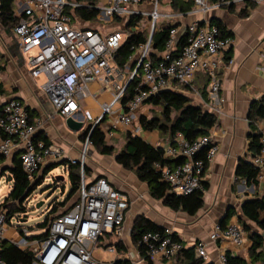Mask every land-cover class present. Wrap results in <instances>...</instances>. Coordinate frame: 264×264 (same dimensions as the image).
Listing matches in <instances>:
<instances>
[{
	"label": "built area",
	"instance_id": "obj_1",
	"mask_svg": "<svg viewBox=\"0 0 264 264\" xmlns=\"http://www.w3.org/2000/svg\"><path fill=\"white\" fill-rule=\"evenodd\" d=\"M189 1L192 7L181 13L171 8L170 1L168 10L161 12L159 0H105L103 5L94 6L98 10V18L103 15L106 21H113L118 17L125 27L123 30L103 32L100 28L82 25L78 18L66 12L67 7L79 6L78 3L68 0H14L19 20L12 31L19 41L29 76L39 83L41 94L51 104L55 114L63 120L69 116L81 120L83 127H99L107 140L115 137L114 131L117 129L136 135L140 126L131 129L136 113L148 97L162 90L190 92L201 98L205 110L216 117L220 113L223 101L220 66L222 62L226 64L223 59L232 40L221 36L219 28L206 18L189 21L184 26L178 25V22L184 16L206 15L212 9L241 0ZM159 16L175 19L173 24L177 26L170 30L164 51L154 61L150 57L153 51L151 37ZM132 17H139L140 20L128 26ZM141 21L147 23L149 36L146 43L140 45L129 58V61L136 60L137 64L134 69L128 63L120 66L116 62V51L129 32L139 30ZM180 27L185 28L183 33L186 37L176 53L179 40L176 42V34ZM199 72L207 76L206 98H202L193 86ZM131 80H135L134 92L122 103L125 88ZM93 82L99 84L101 91L111 93L109 101L99 104L100 112L97 115H92L82 106L83 100L97 96L90 88ZM78 113L82 114V119H79ZM89 119L93 122L86 124ZM43 124L40 118H29L26 105L20 100H9L0 107V157H10L14 152H19L22 168L29 181H33L44 166L65 156V150L59 144H46L41 138H35ZM257 126L261 146L251 161L259 169L258 178H263L264 127ZM213 128L209 134L193 141L187 140L181 132H176L167 144L162 145L165 158H182L181 162L172 166L156 164L161 180L168 184L170 192L186 195L200 188L205 162H212L218 151ZM89 144L87 136L81 156L68 160L72 163L79 160L83 166ZM205 147H208L205 158H196V154ZM130 203L129 198L113 188L105 177L85 178L81 170L77 200L51 218L48 237L41 242L36 241L33 246L32 264H111L96 258L93 249L105 245L103 238L109 233L123 235V224ZM11 218L6 216V210L1 205L0 244ZM20 218L16 216V221L19 222ZM19 227V232L25 235L21 239L26 241L29 232ZM172 234L169 228H165L163 232H146L142 235L141 241L151 261L169 264L184 247L182 240L174 239ZM244 239L245 230L238 222L227 223L224 227L216 224L209 234L212 242L225 241L235 246L242 245ZM110 246L105 245L110 252L114 251V247ZM206 246L207 242L199 239L193 244L195 256L203 261L208 259ZM219 260L222 264H233L227 262L224 253L219 256ZM0 264H3L1 260ZM241 264L260 263L244 259Z\"/></svg>",
	"mask_w": 264,
	"mask_h": 264
},
{
	"label": "crops",
	"instance_id": "obj_2",
	"mask_svg": "<svg viewBox=\"0 0 264 264\" xmlns=\"http://www.w3.org/2000/svg\"><path fill=\"white\" fill-rule=\"evenodd\" d=\"M244 5L241 0L235 2L232 9L224 5L210 10L206 15L184 16L178 22V25L184 26L192 20L215 18L233 33L232 50L228 55L231 63L228 64V61L223 59L226 64L222 62L220 66L223 101L221 111L217 114V124L212 132L218 145V151L205 170L204 180L208 185L204 191L203 206L195 215L174 211L164 206L161 201L153 199L149 194L147 184L140 181L134 172L124 169L117 163L115 155L97 153L91 159L93 163L86 162L90 169L87 178L105 177L113 188L126 195L131 202L123 224V235L116 236L109 233L107 239L103 241V244H110L112 245H109L110 247H114V251L111 252L114 257L107 262L127 260L129 264H149L140 256L137 247L131 242V229L138 215H143L157 225L169 228L179 236L184 247L193 246L197 239L206 241L208 259L204 262L210 264H222L219 256L226 252L235 258L250 259L251 242L248 232L264 233L253 221L248 220L241 213V206L245 200L264 197V177L258 178L257 175L256 180L248 182L247 179H241L236 174L239 160L251 161L253 157L248 146L250 128L247 114L250 104L253 100L264 96V70H262L264 67V0L254 2L247 16H239V11ZM184 29L177 28L181 32L180 36ZM6 30L0 26V107L12 99L22 101L36 112L33 119L40 118L43 121V128L39 132H43L50 142L63 147L65 150L63 158L78 159L80 147L84 143L80 131L74 132L67 129L63 125V119L55 117L56 114L51 104L38 88L39 83L29 76L23 56L21 57L19 52L21 51L19 42L17 41L16 46L13 45ZM199 74L200 72L194 84L202 87L204 84L202 85V76ZM90 88L97 96L83 100L82 106L92 115H97L100 112L99 104L109 101L111 93L101 91L97 82H93ZM191 97L194 103L201 104L200 97L193 94ZM148 106L151 105H142L137 113L146 116ZM78 114L81 115V113ZM258 124L264 127V122ZM136 125L140 126L138 123ZM124 132L122 129L115 130V137L124 142ZM136 135L153 146L165 145L168 142L164 136H160L157 130L147 131L141 126ZM163 140L166 143H163ZM8 158L11 162V156ZM47 165L36 174L37 178L43 174L42 170ZM5 166L7 165L3 164V167ZM147 196L146 202L144 197ZM230 209H234L236 213L227 217ZM223 220L225 223L238 222L246 225L242 245L235 246L225 241L212 242L209 240V234L214 226ZM7 231L9 232L8 228ZM105 245L103 248H106ZM169 264H183V261L181 257H175Z\"/></svg>",
	"mask_w": 264,
	"mask_h": 264
},
{
	"label": "trees",
	"instance_id": "obj_3",
	"mask_svg": "<svg viewBox=\"0 0 264 264\" xmlns=\"http://www.w3.org/2000/svg\"><path fill=\"white\" fill-rule=\"evenodd\" d=\"M68 1L79 4V6L67 7L66 12L73 15L74 18H78L82 24H92L98 21V10L94 8V6L97 5L98 0ZM209 1L222 2L226 0ZM242 1L245 5L239 11V16H247L248 10L254 6V1ZM170 6L174 11L185 13L192 7V2L189 0H170ZM227 6L232 9L235 6V2H231ZM115 19H118V17ZM18 20L19 16L15 13L14 0H0V26L12 30ZM139 20V17H132L128 26L137 24ZM209 22L219 28L221 36L232 38L233 33L230 30H227L226 26L220 20L212 18ZM175 26L177 25L171 24L159 29H154L151 37L153 51L150 52V57L154 61L158 58V54L164 51L170 30ZM148 36L149 30L145 26L144 28H139L137 31L129 32L116 51L117 64L123 66L125 63H128L130 68L134 69L137 61H129V58L140 45L146 43ZM185 37L186 35L184 33L180 36L176 47V53L184 44ZM231 50L232 47L230 46L224 58L227 61ZM199 75L202 76V85H204L198 87L193 82V86L203 98H206L207 76L204 72H200ZM134 86L135 80H131L125 88L122 103H125L132 96ZM191 95L192 93L190 92L182 93L169 89L151 95L146 99L145 104H149L152 107H159L160 115H153L149 118L145 115H139V117H137V123L143 130H157L162 136H167L165 140L168 141L172 139L176 132H181L189 141L196 140L209 134L211 128H213L217 122V117L214 113L205 110L200 103H194ZM26 108L29 118L32 120L36 115V112L31 110L28 106H26ZM247 120L250 128L248 146L249 151L254 156L259 152L261 146L260 131L257 125L259 122H264V96L251 102L247 114ZM90 130V125L80 130L83 141H85L88 136L91 145L99 152V154L115 155L117 163H119L124 169L134 172L140 181L147 184L149 194L153 199L161 201L164 206L174 211H183L192 216L202 208L204 191L208 185L206 180L203 179L200 188L194 190L192 193L177 195L170 192L168 184L161 180V174L156 168V164H160L161 166L165 164L170 166L175 165L181 162L182 158H165L163 156L162 145L153 146L142 137L133 135L130 132L125 133L124 144L121 149L115 151L114 146L106 142L105 134L99 127H95L92 131ZM35 138H41L46 144L50 143V140L43 132H37ZM207 148L208 147L203 148L195 157L205 158ZM4 159V157H0V163L3 162ZM53 165H63L65 167L70 183V190L66 198H71L78 191L81 170H83L85 178L89 175L90 169L86 166V162H84L82 166L79 160L72 163L68 159L62 158L54 164L47 165V167L42 170L43 174L40 177L37 178L35 176L33 181H29L22 168L19 152H14L11 155V165L2 171V175L5 171H8L12 181L11 189L2 202V207L6 210L7 217L26 213V199L31 195L36 185L42 181L47 171H49ZM207 166L208 164L205 162V170ZM258 171L259 169L252 163V161L241 159L238 162L236 174L239 178L247 179V181L250 182L256 180ZM58 211V206H54L51 212L58 213ZM235 213L234 209H230L227 213V217H230ZM241 213L245 218L253 221L257 227L264 232V215H262V213H264V197L260 199L245 200L241 206ZM51 218L45 217L41 223L37 224L40 229H44L41 233L33 236V239H36L37 242H41L48 237ZM226 225L227 223H225L224 220L220 222V226L224 227ZM242 226L243 228L246 227L244 224ZM164 229L163 226L157 225L143 215L136 216L134 220L130 234L131 242L137 247L140 256L149 264H153L154 262L147 256L146 246L141 241V237L146 232H163ZM172 237L180 240L179 236L174 232ZM248 237L251 242L249 247V258L253 262L264 264V235L262 233L250 231L248 232ZM106 239L107 235L103 240ZM108 245L110 244H106V247ZM225 256L228 263L241 264L244 261L240 258L232 257L227 252L225 253ZM175 257H181L183 264H210L205 263L202 259L195 256L193 246L183 247ZM0 260L3 264H32L34 253L32 250L23 249L11 240L4 238L0 244ZM111 264H129V262L127 260H115Z\"/></svg>",
	"mask_w": 264,
	"mask_h": 264
},
{
	"label": "rangeland",
	"instance_id": "obj_4",
	"mask_svg": "<svg viewBox=\"0 0 264 264\" xmlns=\"http://www.w3.org/2000/svg\"><path fill=\"white\" fill-rule=\"evenodd\" d=\"M169 1L170 0H159L161 12L168 10L167 6L169 4ZM104 3H105V0L97 1L98 5H103ZM71 16L73 17V15ZM173 22H176L175 19L168 18L167 16H159L156 19V29L165 27L167 25H171L173 24ZM77 25L82 26L80 23H77ZM88 25L94 28H100L103 32H110V31L118 30V29L123 30L125 27L124 26L125 24L120 18L114 19L113 21H106V18L103 15L99 16L98 21L92 24H88ZM146 25L147 23H145L144 21H141L139 28H142V27L144 28V26L146 27ZM6 31H7L6 33L8 34L12 44L16 46L18 39L15 33L10 29H7ZM180 34L181 32L178 31L176 34V42L179 39ZM19 52L22 57L21 51ZM146 108H147V115H146L147 118L153 115H160L159 107L148 106ZM139 115H140L139 113H136V118L133 122V126L131 127V129L136 126L137 117H139ZM55 117L59 118L60 116L55 115ZM89 122H93V120L89 119L86 122V124ZM123 131H125L124 133L130 132L127 130H123ZM166 137L167 136H164L165 139ZM106 142L108 144L113 145L115 148V151H118L119 149H121V147L124 144V142H122L121 139L118 140L116 137L107 139ZM162 142L166 143V141L164 140ZM82 146L80 147L78 158L81 156ZM97 153L99 154V152L91 144H89L86 149L85 162L90 163V164L93 163L91 159H93V156H95ZM2 163L6 164L7 166L11 165V162L8 157H6L4 161L1 162L0 164V206L2 205V202L6 198L12 186V182L8 180L9 172L5 171V173L2 175V171H1L3 167ZM35 176L37 177V175ZM69 190H70V183H69L67 172L64 169V166L63 165H53L50 168V170L47 171L42 181L36 185L31 195L26 199L25 201V206L27 208L26 213L18 214L19 216L15 215L11 218L9 222L10 226H8L9 232L8 231L5 232L6 239L8 238L9 240L17 241L19 243L18 246L23 249L33 250V246L36 244V239H33V236L41 233L44 230V229L43 230L40 229L37 224L41 223L45 219V217L51 218L52 216L55 215V213L51 212L54 206H58V209L63 211V210L68 209L72 205V203H74L77 200V193H75L69 199L66 198ZM147 200H148V196L146 198L144 197V201L147 202ZM40 202H42L41 205L37 207L36 205ZM16 216L21 217L19 222L16 221ZM19 226H22L24 229H26L27 232H29L28 237L26 239L27 242L21 239V238H24L25 235L22 234V232H19V229L21 228ZM93 255L96 258H99L103 261L104 260L110 261L114 257V254L109 252L108 249L103 248V245L96 246L93 249Z\"/></svg>",
	"mask_w": 264,
	"mask_h": 264
},
{
	"label": "water",
	"instance_id": "obj_5",
	"mask_svg": "<svg viewBox=\"0 0 264 264\" xmlns=\"http://www.w3.org/2000/svg\"><path fill=\"white\" fill-rule=\"evenodd\" d=\"M180 38V37H179ZM129 84V82L127 83V85ZM6 103V102H5ZM82 114L79 116V119H82ZM63 125L74 132H78L83 128V122L81 120H75L73 117L69 116L67 117L65 120H63ZM94 129V127H92L91 131ZM116 158V157H115ZM8 166L2 167L1 171H4ZM8 180H11L10 175L8 174ZM26 196V194H25ZM24 196V197H25ZM42 202L38 203L36 206L39 207L41 205ZM264 235V233H263Z\"/></svg>",
	"mask_w": 264,
	"mask_h": 264
}]
</instances>
